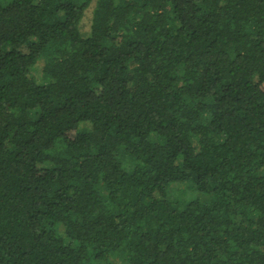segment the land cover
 <instances>
[{"label":"trees","instance_id":"obj_1","mask_svg":"<svg viewBox=\"0 0 264 264\" xmlns=\"http://www.w3.org/2000/svg\"><path fill=\"white\" fill-rule=\"evenodd\" d=\"M0 264H264V0H0Z\"/></svg>","mask_w":264,"mask_h":264},{"label":"rangeland","instance_id":"obj_2","mask_svg":"<svg viewBox=\"0 0 264 264\" xmlns=\"http://www.w3.org/2000/svg\"><path fill=\"white\" fill-rule=\"evenodd\" d=\"M92 16H93V8H91L85 15V18L83 20L81 29L84 33H89L90 32V26H91V21H92ZM43 61L40 60L36 66L37 70L35 73V78L38 81L42 80V68H43ZM173 193H175V195H179V196H188V197H192V196H198L201 199H206V196L197 193L195 190H193L192 188H190L187 184H179V185H175L172 189ZM117 261V260H116Z\"/></svg>","mask_w":264,"mask_h":264}]
</instances>
